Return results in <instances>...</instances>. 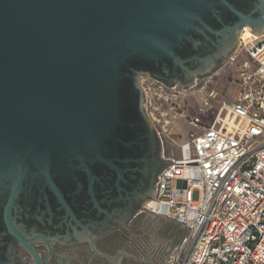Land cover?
Masks as SVG:
<instances>
[{
    "label": "water",
    "instance_id": "1",
    "mask_svg": "<svg viewBox=\"0 0 264 264\" xmlns=\"http://www.w3.org/2000/svg\"><path fill=\"white\" fill-rule=\"evenodd\" d=\"M256 6L257 17L233 0H0V230L18 238L32 264L42 258L15 212L57 199L75 218L70 199L80 190L98 205L102 180L118 191L125 175L132 182L147 161L141 75L182 68L190 79L179 85L190 86L216 68L236 32L264 31V0ZM201 36L218 37L220 49L190 57ZM84 235L93 237L86 228ZM17 256L0 251V264H17Z\"/></svg>",
    "mask_w": 264,
    "mask_h": 264
},
{
    "label": "built area",
    "instance_id": "2",
    "mask_svg": "<svg viewBox=\"0 0 264 264\" xmlns=\"http://www.w3.org/2000/svg\"><path fill=\"white\" fill-rule=\"evenodd\" d=\"M239 38L225 64L237 71L238 92L215 114L219 91L209 79L189 88L153 77L144 83L148 116L172 163L141 212L184 229L167 264H264V31L247 25ZM169 102L177 108L174 116L195 129L183 143L169 140L171 121L163 108ZM183 102L194 114H184ZM168 143L178 154L166 152Z\"/></svg>",
    "mask_w": 264,
    "mask_h": 264
},
{
    "label": "flooded vegetation",
    "instance_id": "3",
    "mask_svg": "<svg viewBox=\"0 0 264 264\" xmlns=\"http://www.w3.org/2000/svg\"><path fill=\"white\" fill-rule=\"evenodd\" d=\"M233 1L241 9L255 11L256 17L261 13L256 6L258 0ZM222 18L224 23L234 24L233 16L229 12H223ZM212 24L215 28H222V24L214 20ZM239 32L232 37L230 47L237 45ZM212 38L215 39V43L202 37L194 48L197 53L190 57L197 58V55L210 57L218 51L221 42L218 37ZM230 47L216 59L213 65L215 69L221 68L220 63L229 57L227 53ZM149 77L171 87H181L180 83L190 79L182 68L176 69L171 66L167 71L141 75V87L144 92V83ZM143 110L149 124L143 151L147 161L139 164V171L137 174L134 172L136 177L132 182H128L126 175L124 181L122 178L123 188L119 191L114 189L112 181L108 178L96 186L97 202L101 209L92 201L87 189L85 193L84 190H80V194H75L74 199H70L75 218L66 212L63 204L57 199L27 201L17 213L15 212L18 224H21L27 235L34 239L32 245L40 253L42 264H46L45 260L50 251L51 264H118L120 259H127L130 251L128 244L133 243L137 222L143 215L141 212L145 203L143 200L153 196L158 175L167 164L156 126L150 120L145 106ZM101 174L103 177H111V171L107 169L102 170ZM76 192L77 189H72V193ZM133 211V215L130 216ZM85 228L93 235L90 240L82 238L85 236ZM75 230L77 236L74 235ZM90 245H95L100 253L93 251ZM26 249L6 228L0 230V251L15 250V253L20 255L16 258L17 264H32V256L25 251Z\"/></svg>",
    "mask_w": 264,
    "mask_h": 264
},
{
    "label": "rangeland",
    "instance_id": "4",
    "mask_svg": "<svg viewBox=\"0 0 264 264\" xmlns=\"http://www.w3.org/2000/svg\"><path fill=\"white\" fill-rule=\"evenodd\" d=\"M228 59L229 57L225 60L221 68L219 67L218 69H213L212 72L208 74L195 77L193 83L190 84L191 86L194 83L200 81L202 78H204L205 80L209 79L212 81L213 85H215V87L219 91L218 98L214 99L213 102L214 114L218 110V107L222 104L223 101L230 103V101H232L236 97L238 92V86L236 82L238 74L237 71L234 69V67L232 66L229 68L225 67V64L227 63ZM180 88H189V86L186 87L182 86ZM183 104H185V102H183ZM185 105L186 107H183L182 110L184 114H186V116L194 114V112L191 109V104L187 103ZM163 108L165 112H167V118L171 121L167 131V133L169 134L168 135L169 140L172 141L173 138L175 140H179L180 143L189 140L190 132L195 129L189 125L187 118L182 119L178 115L174 116L177 108H174L170 104V102L163 104ZM166 152L167 153L176 152V154H178L177 149L172 148V145L170 143H168L167 145ZM194 198L195 199L198 198L197 192L194 193ZM139 218L140 219L137 222V228L132 238L133 243L128 244V249L134 248L138 250L140 248L141 249L156 248L160 250L169 251L170 249L168 247L169 246L168 241L172 240L171 236L169 237V234L171 231L173 230L175 231V228H173L174 226L170 224L168 225L166 219L159 217H150L146 214H143ZM168 257L167 258L164 257V259L156 260L153 263H149V264H167ZM120 264H136V263L133 261L128 262L127 260H122Z\"/></svg>",
    "mask_w": 264,
    "mask_h": 264
},
{
    "label": "crops",
    "instance_id": "5",
    "mask_svg": "<svg viewBox=\"0 0 264 264\" xmlns=\"http://www.w3.org/2000/svg\"><path fill=\"white\" fill-rule=\"evenodd\" d=\"M162 218V217H159ZM165 219V218H163ZM167 224L169 225H173L175 228V231H171L169 234V237L171 236L170 241H168V247H169V251L166 250H160V249H134V248H130L129 254L126 258H122L118 261V264H120L122 262V260H128V262L133 261L136 264H149V263H153L156 260H161L167 258L168 256H170V253L174 250L173 248L181 241L180 239L183 237L184 235V229L182 226H180L179 224H177L176 222L172 221V220H168L166 219Z\"/></svg>",
    "mask_w": 264,
    "mask_h": 264
},
{
    "label": "bare ground",
    "instance_id": "6",
    "mask_svg": "<svg viewBox=\"0 0 264 264\" xmlns=\"http://www.w3.org/2000/svg\"><path fill=\"white\" fill-rule=\"evenodd\" d=\"M247 29H249V28H247Z\"/></svg>",
    "mask_w": 264,
    "mask_h": 264
}]
</instances>
